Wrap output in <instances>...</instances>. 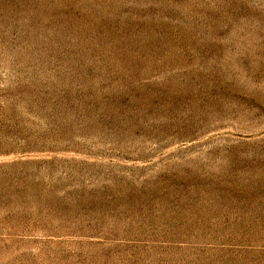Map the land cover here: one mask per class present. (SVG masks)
<instances>
[{
    "label": "rangeland",
    "instance_id": "rangeland-1",
    "mask_svg": "<svg viewBox=\"0 0 264 264\" xmlns=\"http://www.w3.org/2000/svg\"><path fill=\"white\" fill-rule=\"evenodd\" d=\"M0 264H264V0H0Z\"/></svg>",
    "mask_w": 264,
    "mask_h": 264
}]
</instances>
